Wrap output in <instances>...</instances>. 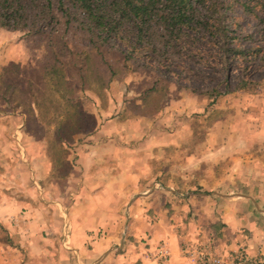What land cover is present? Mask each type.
<instances>
[{"label": "rangeland", "instance_id": "rangeland-1", "mask_svg": "<svg viewBox=\"0 0 264 264\" xmlns=\"http://www.w3.org/2000/svg\"><path fill=\"white\" fill-rule=\"evenodd\" d=\"M193 2L195 22L175 42L181 53L139 43L129 20L100 51L57 10L48 23L0 27V264H48L34 247L48 229L68 227L65 187L91 135L179 136L163 169L200 168L206 193L250 192L264 210V188L235 187L239 174L264 178V0ZM251 160L256 171L236 172ZM125 215L123 243L149 248ZM241 254L227 257L237 263Z\"/></svg>", "mask_w": 264, "mask_h": 264}, {"label": "crops", "instance_id": "crops-1", "mask_svg": "<svg viewBox=\"0 0 264 264\" xmlns=\"http://www.w3.org/2000/svg\"><path fill=\"white\" fill-rule=\"evenodd\" d=\"M145 136L91 135L84 148L76 149L79 160L65 187L73 201L68 227L62 232L48 229L50 238H42L35 252L49 256L48 264H202L183 249L213 239L226 257L244 253L264 262V210L257 197L250 192L206 193L210 184L200 168L160 166L167 146L170 154L175 151L169 140L176 135ZM256 167L251 160L236 172L249 175ZM214 177L215 187L224 182ZM251 177L239 174L236 189L264 188V178L254 183ZM180 188L200 189L184 194ZM21 203L17 205L22 208ZM126 212L132 227L137 226L130 234L147 236L149 248L123 243ZM163 244L169 251L166 262L155 258Z\"/></svg>", "mask_w": 264, "mask_h": 264}, {"label": "trees", "instance_id": "trees-1", "mask_svg": "<svg viewBox=\"0 0 264 264\" xmlns=\"http://www.w3.org/2000/svg\"><path fill=\"white\" fill-rule=\"evenodd\" d=\"M66 2L79 8L82 20L66 9ZM53 10L63 15L67 29L73 20L80 21L97 51L118 35L125 20L132 23L139 43L154 48L160 43L168 52L176 51L177 38L183 28L195 22L196 13L193 0H0V27L16 28L20 20L29 22V18L33 21L39 16L48 23Z\"/></svg>", "mask_w": 264, "mask_h": 264}, {"label": "built area", "instance_id": "built-area-1", "mask_svg": "<svg viewBox=\"0 0 264 264\" xmlns=\"http://www.w3.org/2000/svg\"><path fill=\"white\" fill-rule=\"evenodd\" d=\"M188 255L196 257L202 264H236V257H226L222 255L217 247L209 243L198 246H186L184 249ZM169 257V251L165 244L161 245L157 251L156 259L160 262H166ZM237 264H264L263 261L250 258L246 254H241Z\"/></svg>", "mask_w": 264, "mask_h": 264}]
</instances>
